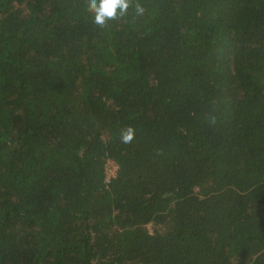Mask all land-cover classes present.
Masks as SVG:
<instances>
[{
	"label": "trees",
	"instance_id": "obj_1",
	"mask_svg": "<svg viewBox=\"0 0 264 264\" xmlns=\"http://www.w3.org/2000/svg\"><path fill=\"white\" fill-rule=\"evenodd\" d=\"M87 4L0 0V264H264V0Z\"/></svg>",
	"mask_w": 264,
	"mask_h": 264
},
{
	"label": "clouds",
	"instance_id": "obj_2",
	"mask_svg": "<svg viewBox=\"0 0 264 264\" xmlns=\"http://www.w3.org/2000/svg\"><path fill=\"white\" fill-rule=\"evenodd\" d=\"M87 7L92 13V22L103 26L109 19L123 17L129 8V0H88ZM135 11L140 14L144 9L137 3ZM132 138V129H128L121 137L124 143H128Z\"/></svg>",
	"mask_w": 264,
	"mask_h": 264
},
{
	"label": "built area",
	"instance_id": "obj_3",
	"mask_svg": "<svg viewBox=\"0 0 264 264\" xmlns=\"http://www.w3.org/2000/svg\"><path fill=\"white\" fill-rule=\"evenodd\" d=\"M115 165H111L110 161L106 164V180L109 181L110 178L114 177L117 172V164L114 162Z\"/></svg>",
	"mask_w": 264,
	"mask_h": 264
},
{
	"label": "rangeland",
	"instance_id": "obj_4",
	"mask_svg": "<svg viewBox=\"0 0 264 264\" xmlns=\"http://www.w3.org/2000/svg\"><path fill=\"white\" fill-rule=\"evenodd\" d=\"M110 164H111V165H115V164H114V161H110Z\"/></svg>",
	"mask_w": 264,
	"mask_h": 264
}]
</instances>
